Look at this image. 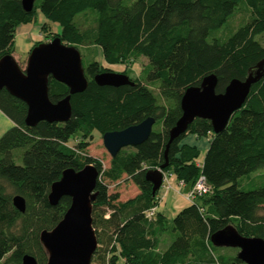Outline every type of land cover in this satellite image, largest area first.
<instances>
[{"label": "trees", "instance_id": "trees-1", "mask_svg": "<svg viewBox=\"0 0 264 264\" xmlns=\"http://www.w3.org/2000/svg\"><path fill=\"white\" fill-rule=\"evenodd\" d=\"M37 13L61 27L53 39L59 37L78 50L98 48L108 65L139 57L149 65L141 79L132 80L134 85L120 87L94 81L99 73L111 71L101 63L83 65L88 86L71 96L72 115L65 123L29 127L27 105L0 91V112L13 124L0 136V264H22L25 255L47 264L40 233L56 227L71 205V198L63 197L52 206L50 188L65 170L80 171L87 165L99 172L92 203L99 247L91 262L117 264L122 258L125 264H245L238 249L216 247L210 239L228 225L242 236L264 239V185L239 187L241 178L264 167V73L223 132L214 134L205 119L189 125L186 133L212 137L201 166L196 147L178 146L184 134L173 141L167 155L166 149L188 88L215 75L216 92L223 93L232 80H245L264 61V0H35L31 12L23 9L22 0H0V59L13 54L18 27L37 22ZM238 14L243 15L241 23L229 28ZM49 89L53 103L69 94L66 85L52 78ZM150 117L155 124L149 139L122 149L108 168L88 152L94 133L102 137ZM163 165V172L188 191L200 175L209 186L206 195L172 222L158 211L159 191L153 195L147 179L149 171ZM123 177L139 191L125 202L118 193L110 194L106 183ZM17 195L25 199L24 213L13 204ZM104 237L109 250L103 247Z\"/></svg>", "mask_w": 264, "mask_h": 264}, {"label": "water", "instance_id": "water-1", "mask_svg": "<svg viewBox=\"0 0 264 264\" xmlns=\"http://www.w3.org/2000/svg\"><path fill=\"white\" fill-rule=\"evenodd\" d=\"M35 0H22L26 12L34 8ZM264 73V61L245 80L234 79L223 93H217V77H206L199 87L188 88L181 99L182 116L170 131V145L187 132L189 125L197 118L209 120L213 133L223 132L232 116L239 111L255 84ZM63 83L69 94L53 103L49 97V79ZM99 86L120 87L134 85L125 74L111 71L95 76ZM88 86L82 57L78 49L62 43L59 37L32 48L27 66L22 70L12 55L0 59V91L5 89L27 107L25 124L35 127L40 122L65 123L72 115L71 96L83 93ZM155 119L150 117L122 131L106 133L103 145L111 158L127 147H138L147 141L152 133ZM163 165L149 171L147 179L153 185L155 195L163 185ZM99 172L92 165L80 171L67 169L59 181L52 184L48 201L56 206L63 197L71 198V205L63 219L52 230L40 233V242L47 254V264H91L98 248L93 228L92 203ZM15 208L24 213L25 199L19 195L13 198ZM211 243L219 248L238 249V258L245 264H264V239L245 237L234 226L228 225L211 236ZM22 264H37L33 256L25 255Z\"/></svg>", "mask_w": 264, "mask_h": 264}, {"label": "rangeland", "instance_id": "rangeland-1", "mask_svg": "<svg viewBox=\"0 0 264 264\" xmlns=\"http://www.w3.org/2000/svg\"><path fill=\"white\" fill-rule=\"evenodd\" d=\"M90 19L91 18L87 19L88 23H90ZM242 19H243L242 14L236 15L232 19L229 28L230 27L234 28L237 25H239L241 23ZM23 25L24 24H22L18 27L19 33L22 31ZM44 25L46 26L45 27L46 29L43 30L42 27ZM44 25H42V27H41V34H42L41 35V41H46L44 43L49 42V41H47L49 39L53 40V37L57 36V34L61 32V27L57 23L48 22V24H44ZM260 40L262 43H264V35L262 37H260ZM16 50H17L15 52L16 53V56H15L16 59L14 57L13 58L16 60L19 67L22 70H24L27 66V60H28L29 55H26L21 50V48H17ZM89 51H91L95 54L94 58L89 55V53H88ZM79 52L81 54L84 67L87 66V64L90 61L95 60V61L101 63V65L104 68L111 70V72L122 73V74L126 73V75L131 80H134L136 78L141 79L142 78V71L144 69H146L147 66L149 65V61L145 57H139L136 60H134L128 64L108 65L103 60L102 52L98 48H89V49L79 48ZM147 85L152 87L153 91L155 93L158 92L156 87L152 83L147 82ZM0 128H1L0 130H7V128L9 129V125H7V124L4 125V123H2V127H0ZM0 134H1V131H0ZM184 135H185V133H184ZM181 139H182V137H181ZM88 152L91 154V156L100 159L103 162V165L105 168L109 167L111 156L109 155V153L107 152V150L105 149V147L103 145L102 137H100L98 134H95L93 136V140H92V143L89 147ZM205 154H206V151L204 149H200V157L198 158L199 161H201L205 157ZM15 161L17 164L21 163L19 158H16ZM166 175H168V173H166ZM167 180H168V176H167ZM106 183L108 184L109 193L110 194L118 193L120 195L119 201H121V202H125L129 199H132L136 195L139 194L138 188L132 182H130L129 180H126L125 177H123L121 180H118L116 182H111V181L107 180ZM165 184H166L165 187L162 186L161 189L164 187L163 188L164 191L170 190L171 187H170L169 183H165ZM171 185H172L171 194H169L168 197H166L164 200H162L159 203L158 211H160L164 216L168 217V219H170V221L172 222L173 220H176L178 218V216L183 211H185V208H187L188 206H190L192 204V202L186 199V194H187L186 189H184V191H182L180 193H177L176 192L177 189H175L173 191V188L175 187L174 184L171 183ZM262 185H264V167H262V168L258 169L257 171L251 173L249 176L243 177L239 180V187L242 188L243 190L255 189V188L260 187ZM168 186H169V188L167 189L166 187H168ZM160 190H159V192H160ZM158 199H159V197H158ZM108 245H109V240L106 237H104L103 238V247L104 248L107 247V249H108L109 248ZM98 247H99V245H98ZM104 248H102V249H104ZM220 252L225 253L227 251L222 250ZM229 253L233 254L234 252L230 251ZM111 256H112V254L110 252L107 253V255H106L107 260ZM102 257H105V255L103 253H102ZM91 264H100V260L96 259V261L91 262ZM117 264H125V263H124V260L122 258H119L117 261Z\"/></svg>", "mask_w": 264, "mask_h": 264}, {"label": "crops", "instance_id": "crops-1", "mask_svg": "<svg viewBox=\"0 0 264 264\" xmlns=\"http://www.w3.org/2000/svg\"><path fill=\"white\" fill-rule=\"evenodd\" d=\"M44 24H48V21L46 20V18L41 14V13H37V22H33V23H29V24H24L23 25V29L22 31L19 33L18 29H17V33H16V37H15V46H14V51L12 56L16 59V49L17 48H21V50L26 54L29 55L30 51L32 50V48L34 47L35 43L38 41H41V27ZM2 123H4V125H9V128L12 127V122L4 115L0 112V127H2ZM6 123V124H5ZM1 129V128H0ZM8 130V128H7ZM1 134L0 136L6 131V130H0ZM95 134L98 133H94L93 136ZM99 135V134H98ZM100 136V135H99ZM101 137V136H100ZM212 140V137L208 136V137H203V138H197L195 135L186 133L185 135L182 136V139H180L178 146L181 145H189L192 147H196L199 151L200 149H204L205 151H207V149L209 148L210 142ZM89 150V148H88ZM203 160L204 158L199 161V159L197 160V163L199 166H201L203 164ZM172 180V181H171ZM170 185V190L168 191H164L163 188L160 190L159 192V203L164 200L166 197H168L169 194H171V190H172V185L171 183L174 184V188L173 191L175 189H177V193H180L182 191H184V189H186V192L188 191V188L186 187V185H184L182 182H179L175 176L173 175H168V180H167Z\"/></svg>", "mask_w": 264, "mask_h": 264}, {"label": "built area", "instance_id": "built-area-1", "mask_svg": "<svg viewBox=\"0 0 264 264\" xmlns=\"http://www.w3.org/2000/svg\"><path fill=\"white\" fill-rule=\"evenodd\" d=\"M164 179H163V185L165 187V183H167V176L166 173H163ZM167 189L169 188L166 187ZM209 192V186L207 185L206 178L203 175H200L197 179L196 183L194 184L193 188L187 191L186 199L189 201H194L198 197L204 196ZM154 215V210H149L147 212V217L151 218Z\"/></svg>", "mask_w": 264, "mask_h": 264}]
</instances>
